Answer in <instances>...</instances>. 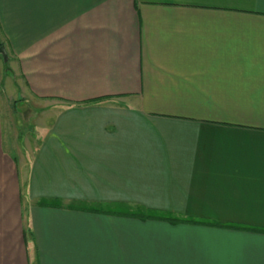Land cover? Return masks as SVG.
<instances>
[{"label": "crops", "instance_id": "1", "mask_svg": "<svg viewBox=\"0 0 264 264\" xmlns=\"http://www.w3.org/2000/svg\"><path fill=\"white\" fill-rule=\"evenodd\" d=\"M0 27L54 118L18 156L0 117V264H264V0H0Z\"/></svg>", "mask_w": 264, "mask_h": 264}, {"label": "rangeland", "instance_id": "2", "mask_svg": "<svg viewBox=\"0 0 264 264\" xmlns=\"http://www.w3.org/2000/svg\"><path fill=\"white\" fill-rule=\"evenodd\" d=\"M2 46L7 51L8 60L5 61L3 53L0 52V117L4 131L7 133L5 135L8 138L10 150L21 156L22 153H29L30 149L36 145V140L30 138L43 133V122L52 124L54 118H51V114L42 112L43 106L38 101L26 98L22 93L20 95L14 93L15 88L8 83L9 80L15 81L16 77L12 74L10 47L5 42L0 27V47Z\"/></svg>", "mask_w": 264, "mask_h": 264}, {"label": "trees", "instance_id": "3", "mask_svg": "<svg viewBox=\"0 0 264 264\" xmlns=\"http://www.w3.org/2000/svg\"><path fill=\"white\" fill-rule=\"evenodd\" d=\"M40 205L42 206H59V203L57 202H47V201H41L39 202ZM149 217V216H147ZM149 218H154V219H162V220H170L174 222H189L192 223L194 220H188V219H179V218H174V217H166L162 215H157V216H150ZM212 225H217L213 223Z\"/></svg>", "mask_w": 264, "mask_h": 264}, {"label": "water", "instance_id": "4", "mask_svg": "<svg viewBox=\"0 0 264 264\" xmlns=\"http://www.w3.org/2000/svg\"><path fill=\"white\" fill-rule=\"evenodd\" d=\"M0 52L3 53L4 60L7 61V60H8V54H7V51H6V49L4 48V46L0 47Z\"/></svg>", "mask_w": 264, "mask_h": 264}]
</instances>
